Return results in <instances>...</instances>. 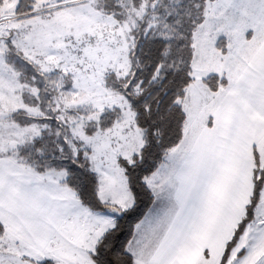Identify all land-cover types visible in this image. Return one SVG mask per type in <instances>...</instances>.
<instances>
[{"label":"snow or ice","instance_id":"obj_1","mask_svg":"<svg viewBox=\"0 0 264 264\" xmlns=\"http://www.w3.org/2000/svg\"><path fill=\"white\" fill-rule=\"evenodd\" d=\"M0 264H264V0H0Z\"/></svg>","mask_w":264,"mask_h":264}]
</instances>
